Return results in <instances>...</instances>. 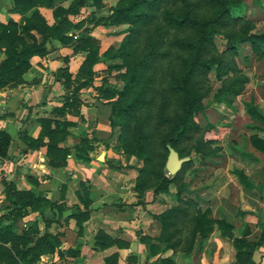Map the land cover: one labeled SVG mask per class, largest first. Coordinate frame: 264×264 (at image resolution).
I'll return each mask as SVG.
<instances>
[{
    "label": "rangeland",
    "instance_id": "374dc122",
    "mask_svg": "<svg viewBox=\"0 0 264 264\" xmlns=\"http://www.w3.org/2000/svg\"><path fill=\"white\" fill-rule=\"evenodd\" d=\"M59 1L60 5L68 6L73 0ZM120 1L103 0L102 6H96L93 0H86L75 20L80 24V28H76L79 35L98 29L102 37L100 52L110 46L119 48L125 38L130 40L128 48L133 51L129 66L125 64L121 69L114 67V64L125 62L121 58L101 60L93 66V85L87 87L92 91L84 93L89 101L99 98L100 93L94 84L124 89L126 79L120 76L121 73L131 71L134 62L150 53L138 86L140 90L144 88L146 102L137 111L138 117L133 122L145 118L147 150L154 157L156 170H164L169 178L174 179L168 192L156 193L153 187L155 177L151 173L145 174L149 178V187L143 189L140 201L145 207L152 203L149 212L157 222V214L171 206L181 204L186 208L189 216L181 224L184 227L182 238H185L186 244L192 241L191 252L204 242L192 233V216L199 209L210 208L216 218L233 223L239 235L246 228L260 227L259 215L264 213V151L253 145L252 136L264 138V121L252 116L248 108L253 104L264 115V53H255L249 43L240 42L232 37L231 32L264 33V0H231V19L215 33L213 42L198 54L178 47L177 40L188 38L192 29L172 26L168 23V16L181 14L190 6L199 17L212 18L220 10L219 4L208 0H152L142 7L146 15L136 27L131 23L97 22L98 18L109 16ZM73 46L67 44L73 54L61 56L64 64L69 63L70 57L77 53L72 51ZM195 61L208 63L209 66V69L203 67V72L200 71L191 81L200 105L193 119L195 126L176 148L166 150L163 144L165 134L170 130L172 120L183 111V99L180 94L171 91L170 84L187 70L189 63ZM237 78H242L243 82L239 93H234L228 87L230 83H236ZM113 125L106 140L130 161L124 167L117 165L119 162L114 158L109 163L119 170L136 169L135 188L144 160L120 148L115 115ZM239 172L247 176L249 184L239 177ZM13 208L6 198L0 177V214L4 221L13 216ZM49 208L44 206L43 214L31 212L30 217L18 220L17 230L22 231L37 221L40 231H43L44 213L51 216ZM68 227L69 222L61 221L50 226L56 230ZM258 236L259 230L251 238Z\"/></svg>",
    "mask_w": 264,
    "mask_h": 264
},
{
    "label": "trees",
    "instance_id": "16d2710c",
    "mask_svg": "<svg viewBox=\"0 0 264 264\" xmlns=\"http://www.w3.org/2000/svg\"><path fill=\"white\" fill-rule=\"evenodd\" d=\"M152 0H121L120 3L112 9L109 16L100 17L98 21L104 23H131L133 27L140 24L146 13L142 7ZM220 5V10L212 18L199 17L192 7L187 6L181 14L168 16V23L176 28H190L192 34L183 40H177L178 47L190 51L194 54L213 42L214 35L219 29L224 28L231 19L230 8L231 0H208ZM57 0H13V7L9 10L11 13L22 14L20 20L9 17L7 22L0 21V88L12 86L22 82L24 74L31 68V58L35 55L44 56L48 52L47 43L51 39H58L62 44H73V52L85 51L87 53L79 72L74 75L70 72L69 66L59 68L57 77L61 80L67 94L64 96L62 106L55 109V114L65 117L66 112L80 114L82 100L80 90L83 87L93 85V66L101 60L121 58L123 64H114V67L121 69L123 66L130 65L133 51L128 48L131 44L128 38H125L119 48L108 47L100 53V41L98 38L82 33L77 38L72 32L73 29L80 28L78 22H73L69 16L76 15L86 0H73L68 6L56 5ZM96 6H102L103 0H93ZM40 6H46L53 9L54 23L50 24L40 10ZM36 31L41 39L33 33ZM72 33V34H71ZM231 32L232 37H236L242 43H249L251 49L257 53H264V33L244 32L236 34ZM239 35V36H238ZM238 36V37H237ZM150 54V53H148ZM147 54V55H148ZM147 55L141 57L132 65V70L121 73L126 79L124 89L115 88L101 84L95 87L100 93L99 99L109 102L111 105L110 124L113 127V116L117 117L119 126L120 148L127 154H134L144 160V166L139 169L135 190L139 197L142 191L148 186L149 178L147 173L153 174L156 179L154 191L168 192L169 184L174 178H169L164 170H156L151 152H148V136L145 134V118L133 122L138 117L137 111L146 102L144 88L139 89V83L142 80V69L144 68ZM66 58V62H68ZM209 69L208 63L191 62L187 70L180 76L173 79L170 89L176 94H180L183 99V111L177 115L171 122L168 133L165 134L163 144L166 150L176 148L182 142L188 133L194 128V115L199 110V96H197L192 87V78L205 68ZM242 78H237L236 83H230L228 89L234 93H239L241 89ZM239 80V81H238ZM240 85V86H239ZM116 97V99H115ZM249 113L264 121V115L253 104L249 105ZM52 118L41 119L42 129L38 137H32L22 134V139L31 150L39 149L43 146L47 148L49 164L52 167H60L66 164L70 150L59 147V143L67 136V127L71 122L66 119H57L53 127ZM48 138V141H45ZM12 143L11 134L0 129V158H7ZM253 145L264 151V138L259 135L252 136ZM77 157H83L86 160L90 156L86 153L81 155L84 150L92 149L90 141L83 140L76 146ZM150 151V150H149ZM239 177L247 184L248 178L242 172ZM6 198L13 204L14 212L10 219L4 221L0 214V264H38L41 255L45 253H54L61 241L58 234H52L48 231L53 221L66 220L64 211L72 209L73 215L81 217L83 221L88 219L90 214L91 199L89 190L84 183H81L82 192H78L80 204L67 206L65 202H56L42 196L38 188L18 189L14 182L4 181ZM67 191V185L63 184L61 188V197L64 199ZM82 204V206H81ZM48 206L53 211V220H46L44 223L46 230L40 231L38 222L17 230V221L28 215L30 212L43 214V207ZM188 210L181 204L174 205L157 214L156 218L160 224V232L156 239L164 243L166 247L174 250H184L191 252L192 241L186 244L185 238H182L184 220L188 218ZM193 235L200 238H208L210 234L218 229L221 234L233 241L236 248V257L239 264H254L253 253L257 247L264 243V223L260 224L261 232L258 240H249L251 228H246L240 236L234 233V224L224 218H216L212 210L199 209L192 216ZM141 241L145 242V236H141ZM151 253H155L157 246L150 245ZM115 257H108L107 264ZM55 264V263H54ZM156 264H175L171 257L163 258Z\"/></svg>",
    "mask_w": 264,
    "mask_h": 264
},
{
    "label": "crops",
    "instance_id": "0c3cea01",
    "mask_svg": "<svg viewBox=\"0 0 264 264\" xmlns=\"http://www.w3.org/2000/svg\"><path fill=\"white\" fill-rule=\"evenodd\" d=\"M58 4L59 0L56 2ZM12 7L13 0H0V21L7 22L9 17L21 19L22 14L9 11ZM39 8L47 21L54 23L53 9L46 6ZM75 16L70 15L69 18L76 22ZM72 32L75 38L79 36L76 29ZM33 33L41 39L36 31ZM90 35L98 38L101 44L102 37L98 29L91 31ZM47 46V54L31 58L32 66L24 74L22 82L0 88V129L12 136L9 156L0 158V177L3 185L4 181H8L14 182L21 190L36 187L42 196L51 201L65 202L67 206L80 204L78 192H82L81 183H84L89 190L91 205L89 217L85 221L73 215L72 209L68 208L64 211L66 220L61 222H69V227L65 230L48 228L52 234H58L61 243L54 253L41 255L38 264H107V258L113 256L115 258L108 264H156L167 257H171L175 264H239L233 241L223 236L218 229L208 238H201L204 242L192 252L174 250L156 239L160 224L149 212L152 203L145 207L133 188L136 169L124 171L110 165L111 158L117 159V165L122 167L130 161L106 140L112 130L111 105L98 97L87 100L88 95L84 93L92 91V88L87 89L86 86L80 90V114L68 111L65 117L55 114V109L63 105L65 96L62 90H65L64 85L57 77L59 68L66 65L61 56L73 53L68 50L70 47L58 39H51ZM86 55L85 51H79L70 57L71 61L67 65L72 74L79 72ZM2 57L3 54L0 55ZM94 85L97 87V84ZM43 118H52L53 127L57 119L71 122L66 129L67 136L58 144L70 150L63 166L52 167L45 146L31 150L22 139V134L38 137ZM83 140H89L93 146L81 152V155L87 153L89 160L77 157L76 146ZM63 184L67 185L64 199L60 193ZM30 213L23 219L30 217ZM44 216L46 220H53V211L51 216L47 213ZM57 222L60 221L51 224ZM154 222L157 225L153 226ZM45 230L46 226L41 232ZM258 230L260 236L261 228L252 227L247 238L258 240L259 236L251 238ZM234 233L236 236L241 235L235 230ZM141 236H145V242L141 241ZM151 244L157 246L155 253H151ZM253 262L264 264V243L254 251Z\"/></svg>",
    "mask_w": 264,
    "mask_h": 264
},
{
    "label": "water",
    "instance_id": "95a60500",
    "mask_svg": "<svg viewBox=\"0 0 264 264\" xmlns=\"http://www.w3.org/2000/svg\"><path fill=\"white\" fill-rule=\"evenodd\" d=\"M260 222L264 223V213L259 215Z\"/></svg>",
    "mask_w": 264,
    "mask_h": 264
}]
</instances>
